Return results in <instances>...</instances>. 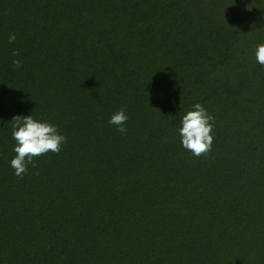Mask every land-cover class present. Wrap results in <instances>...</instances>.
Listing matches in <instances>:
<instances>
[{"label":"trees","instance_id":"obj_1","mask_svg":"<svg viewBox=\"0 0 264 264\" xmlns=\"http://www.w3.org/2000/svg\"><path fill=\"white\" fill-rule=\"evenodd\" d=\"M260 43L264 0H0V264H264ZM16 115L67 138L23 178Z\"/></svg>","mask_w":264,"mask_h":264},{"label":"clouds","instance_id":"obj_2","mask_svg":"<svg viewBox=\"0 0 264 264\" xmlns=\"http://www.w3.org/2000/svg\"><path fill=\"white\" fill-rule=\"evenodd\" d=\"M16 41V34L9 35V43ZM20 51L12 50V65L15 68L22 67V61L18 58ZM256 61L264 66V43H260L255 49ZM129 119L126 114V106L121 107L109 119V124L115 125L117 130L127 133L125 127ZM214 117L199 102L195 103L190 110L182 115L179 135L182 146L190 151L194 156H202L210 153L213 144V124ZM12 138L15 146L13 151L15 156L10 164L15 170V175L23 178L28 171V166L36 168V159L49 152L57 153L62 149V145L67 143L65 135L61 134L57 126L47 120H39L33 115H16L12 118Z\"/></svg>","mask_w":264,"mask_h":264}]
</instances>
